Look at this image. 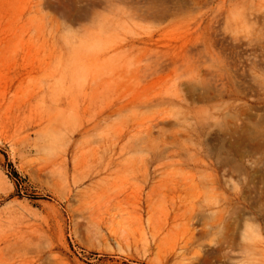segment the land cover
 Returning a JSON list of instances; mask_svg holds the SVG:
<instances>
[{"label":"rangeland","instance_id":"374dc122","mask_svg":"<svg viewBox=\"0 0 264 264\" xmlns=\"http://www.w3.org/2000/svg\"><path fill=\"white\" fill-rule=\"evenodd\" d=\"M0 264H264V0H0Z\"/></svg>","mask_w":264,"mask_h":264},{"label":"bare ground","instance_id":"6f19581e","mask_svg":"<svg viewBox=\"0 0 264 264\" xmlns=\"http://www.w3.org/2000/svg\"><path fill=\"white\" fill-rule=\"evenodd\" d=\"M163 13L165 15L166 10ZM150 127H151L150 124L147 126L142 125L141 128H143V129L139 131L140 133L134 135V141L126 143L122 147V149L129 147L131 149L143 150V149L148 148V145H150L153 148V146L157 143V141H156V138H152V136L149 132Z\"/></svg>","mask_w":264,"mask_h":264}]
</instances>
